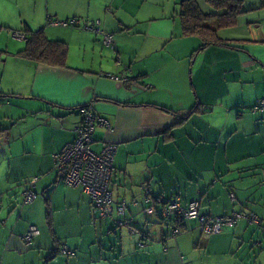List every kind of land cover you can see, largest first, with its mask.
Returning a JSON list of instances; mask_svg holds the SVG:
<instances>
[{
	"label": "crops",
	"instance_id": "obj_1",
	"mask_svg": "<svg viewBox=\"0 0 264 264\" xmlns=\"http://www.w3.org/2000/svg\"><path fill=\"white\" fill-rule=\"evenodd\" d=\"M180 4L0 0V108L8 121L26 114L16 135L0 128V264H264V108L252 109L264 98V0H242L231 26L211 19L223 42L205 46L182 32ZM71 17L100 20L115 49L100 33L48 22ZM22 30L61 42L64 64L26 56V40L12 36ZM87 103L110 123L96 125L91 148L116 146L104 218L53 168ZM28 188L36 196L24 202ZM174 196L198 199L202 214L253 212L260 223L239 218L206 235L188 219L170 235L159 216ZM120 199L129 224L118 223ZM30 225L37 233L26 245Z\"/></svg>",
	"mask_w": 264,
	"mask_h": 264
},
{
	"label": "built area",
	"instance_id": "obj_2",
	"mask_svg": "<svg viewBox=\"0 0 264 264\" xmlns=\"http://www.w3.org/2000/svg\"><path fill=\"white\" fill-rule=\"evenodd\" d=\"M48 22L54 26H74L100 33L103 44L115 49L112 35L100 28V20L98 19L92 22H83L81 25L79 24L80 19L77 17L64 20L48 19ZM12 36L16 39H25L26 37L23 31H13ZM108 76L112 77L113 75L108 74ZM124 80L127 81L128 79L125 77ZM262 108H264V98L258 99L252 109ZM78 112L82 117V121L75 128L76 136L52 155L53 168L56 171L58 180L71 186L78 185L89 195L92 215L104 218L111 216V177L116 146L113 143H103L100 151H94L91 145L94 142L93 134L96 125L110 128V123L107 119L94 112L90 103L79 106ZM35 180L36 177L32 179V184ZM23 194L24 202L32 201L36 196L29 188ZM145 200L148 201V198ZM199 208L200 201L198 199L191 200L184 206L181 198L174 196L163 206L159 219L171 222L175 218H180L181 220L193 219L197 222L200 231L206 235L222 231L225 227L233 225L239 218H243L249 223H260L259 217L254 213L241 215L237 212H232L224 216H209L200 213ZM126 209L127 202L125 199H120L116 205V213L120 217L118 218L119 224H129V220H124ZM180 231L177 227H172L171 235H176ZM36 233L37 227L30 225L22 236L24 243L30 245ZM59 250L67 256L73 254L71 250L65 247H60Z\"/></svg>",
	"mask_w": 264,
	"mask_h": 264
},
{
	"label": "trees",
	"instance_id": "obj_3",
	"mask_svg": "<svg viewBox=\"0 0 264 264\" xmlns=\"http://www.w3.org/2000/svg\"><path fill=\"white\" fill-rule=\"evenodd\" d=\"M204 1L208 4V6H210L212 11H203L197 0H181L180 18L182 32L184 34L198 35L201 38L204 46L213 43L222 44L223 41L218 37L216 29L211 27L207 23L211 19H213L215 20L217 27H228L233 25L236 22L237 17L244 11V9L242 8V0ZM22 31L26 36V47L23 49V53L26 56L49 65L61 66L64 64L66 48L61 42L46 39L40 31ZM188 202L189 201H187L186 203L182 202V204L185 206ZM232 212H237L241 215H249L253 213H245L238 210H232L228 214ZM172 220L173 222L162 220L160 221L170 222L172 227H177L182 231L184 228L185 220H181L180 218H175Z\"/></svg>",
	"mask_w": 264,
	"mask_h": 264
},
{
	"label": "rangeland",
	"instance_id": "obj_4",
	"mask_svg": "<svg viewBox=\"0 0 264 264\" xmlns=\"http://www.w3.org/2000/svg\"><path fill=\"white\" fill-rule=\"evenodd\" d=\"M6 113H9V109L0 108V128L10 127L12 126V134L16 135L17 133L23 129V118L26 117V114L23 111H16L14 113L13 119L11 121H8L7 119L3 118ZM3 118V119H2ZM13 124V125H11Z\"/></svg>",
	"mask_w": 264,
	"mask_h": 264
}]
</instances>
